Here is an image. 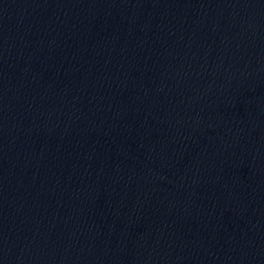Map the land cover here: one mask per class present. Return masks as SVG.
Here are the masks:
<instances>
[{
  "label": "water",
  "instance_id": "water-1",
  "mask_svg": "<svg viewBox=\"0 0 264 264\" xmlns=\"http://www.w3.org/2000/svg\"><path fill=\"white\" fill-rule=\"evenodd\" d=\"M0 264H264V0H0Z\"/></svg>",
  "mask_w": 264,
  "mask_h": 264
}]
</instances>
